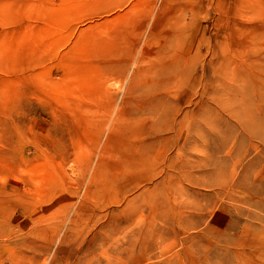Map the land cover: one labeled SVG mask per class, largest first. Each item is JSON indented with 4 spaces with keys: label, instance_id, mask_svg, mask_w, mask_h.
Returning a JSON list of instances; mask_svg holds the SVG:
<instances>
[{
    "label": "rangeland",
    "instance_id": "374dc122",
    "mask_svg": "<svg viewBox=\"0 0 264 264\" xmlns=\"http://www.w3.org/2000/svg\"><path fill=\"white\" fill-rule=\"evenodd\" d=\"M105 223L123 264H264V0H0V264Z\"/></svg>",
    "mask_w": 264,
    "mask_h": 264
},
{
    "label": "crops",
    "instance_id": "0c3cea01",
    "mask_svg": "<svg viewBox=\"0 0 264 264\" xmlns=\"http://www.w3.org/2000/svg\"><path fill=\"white\" fill-rule=\"evenodd\" d=\"M111 223H105L102 224V226H108L106 228L107 232H94L89 234V239L86 241L85 245L87 247H83L82 252L83 253H77L76 257H75V261L80 262L79 264H84V263H92V260L90 258V253L94 254L93 256H95L97 253L99 252V250L94 249L95 247H99V246H95L94 247V242L95 240H98V245H102L101 243H105L107 244V253L111 256L110 258H106L105 260V264H114L116 261H120L121 264L126 263V262H131L133 261V256L132 255H136L139 257L144 256L145 250H141L140 253H136V246L139 244L136 243H132V239L134 238L133 236H135V238L141 239L142 238V233H138V235H133V233H126V232H115L116 230H126L127 225L123 224V225H115ZM1 225V224H0ZM3 227V225H1ZM122 226V227H120ZM87 235V233H86ZM119 242V243H117ZM93 245V246H90ZM141 245V244H140ZM133 246V248H132ZM92 248V249H91ZM96 253V254H95ZM62 256L63 261L67 262L69 261L68 256L66 257ZM136 260H141L136 258Z\"/></svg>",
    "mask_w": 264,
    "mask_h": 264
}]
</instances>
